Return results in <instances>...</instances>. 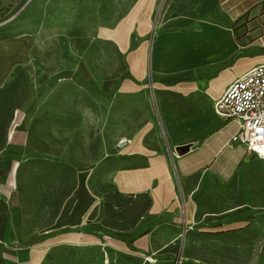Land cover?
<instances>
[{
  "label": "rangeland",
  "instance_id": "374dc122",
  "mask_svg": "<svg viewBox=\"0 0 264 264\" xmlns=\"http://www.w3.org/2000/svg\"><path fill=\"white\" fill-rule=\"evenodd\" d=\"M24 1L0 0V153L13 147L25 158L17 166V192L9 202L15 218L7 226L19 241L0 243L5 260L32 251L17 242L52 223L76 170L122 149L150 123L147 139L165 142L153 92L105 95L59 78L72 71L105 92L122 74L128 78L127 53L115 30L135 0ZM162 5L159 0L156 8ZM14 131L23 133L19 146L9 144ZM245 174L244 190H206L210 212L239 208L207 216L206 232L181 230L172 263L104 246L106 235L84 230L79 242L48 248L40 264H264V164L253 161Z\"/></svg>",
  "mask_w": 264,
  "mask_h": 264
},
{
  "label": "crops",
  "instance_id": "0c3cea01",
  "mask_svg": "<svg viewBox=\"0 0 264 264\" xmlns=\"http://www.w3.org/2000/svg\"><path fill=\"white\" fill-rule=\"evenodd\" d=\"M158 3L135 0L115 33L128 61V78H123L118 91L147 89L155 94L165 142L147 139L154 127L150 123L128 138L122 149L76 170L74 187L41 234L71 231L34 245L17 242L32 251H19L7 264H40L51 246L79 242L85 234L81 228L101 218L99 188L146 194L152 200L127 231L135 234L132 241L106 235L103 245L111 243L119 251L169 263L175 257L171 247L179 242L185 224L195 233L206 232L207 216L238 210L236 206L210 212L206 190L224 194L244 190L247 168L253 161L264 164V159L230 141L238 122L215 114L214 102L237 77L264 63V11L254 14L264 0H167L160 10ZM247 14L255 17L245 21ZM132 37L137 40L134 48ZM22 135L12 132L9 144L21 145ZM180 145L189 150L178 154ZM24 160L13 147L0 153V199L7 203L17 192V166ZM10 233L6 231L5 239L11 241Z\"/></svg>",
  "mask_w": 264,
  "mask_h": 264
},
{
  "label": "trees",
  "instance_id": "16d2710c",
  "mask_svg": "<svg viewBox=\"0 0 264 264\" xmlns=\"http://www.w3.org/2000/svg\"><path fill=\"white\" fill-rule=\"evenodd\" d=\"M25 0L23 4L26 2ZM19 6L17 10L20 8ZM59 78H71L74 82H76L79 86L90 90H97L105 95H111L118 91L124 75L118 77L117 82L112 87L109 92H105L100 89L97 85L91 83L90 81L81 77L78 73L72 71H62L59 74ZM80 168L79 170H81ZM100 194L103 196V201L101 204V218L99 222H88L81 229L90 232L92 230L101 231L104 235L127 240L130 238V241L133 240L135 234H127V231L131 228L135 227L137 221L148 211L151 206V198L146 194H138V195H124L117 189L106 190L103 188H99ZM59 211V209H58ZM15 218V210H13L9 203L0 199V243L5 240V235L8 226V219ZM71 231L69 228L58 231V232H48L44 234H34L27 239L26 242H22L23 244L34 245L42 242L48 237L54 236L61 232H69ZM147 232V230L145 231ZM145 232H141L145 233ZM11 241H19L15 236L14 231L10 233ZM1 251V249H0ZM0 264H7L4 257L0 252ZM146 264V263H145Z\"/></svg>",
  "mask_w": 264,
  "mask_h": 264
},
{
  "label": "built area",
  "instance_id": "2783aa9c",
  "mask_svg": "<svg viewBox=\"0 0 264 264\" xmlns=\"http://www.w3.org/2000/svg\"><path fill=\"white\" fill-rule=\"evenodd\" d=\"M214 112L238 122L231 142H237L249 154L264 159V63L237 77L214 102ZM188 229L186 224L182 228Z\"/></svg>",
  "mask_w": 264,
  "mask_h": 264
},
{
  "label": "water",
  "instance_id": "95a60500",
  "mask_svg": "<svg viewBox=\"0 0 264 264\" xmlns=\"http://www.w3.org/2000/svg\"><path fill=\"white\" fill-rule=\"evenodd\" d=\"M188 150H189V146L188 145H180V146L176 147V151L180 155L186 153Z\"/></svg>",
  "mask_w": 264,
  "mask_h": 264
}]
</instances>
